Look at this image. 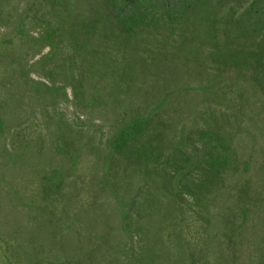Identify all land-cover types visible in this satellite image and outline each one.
I'll list each match as a JSON object with an SVG mask.
<instances>
[{
    "label": "rangeland",
    "instance_id": "374dc122",
    "mask_svg": "<svg viewBox=\"0 0 264 264\" xmlns=\"http://www.w3.org/2000/svg\"><path fill=\"white\" fill-rule=\"evenodd\" d=\"M108 12L0 0V264H264V0L132 36Z\"/></svg>",
    "mask_w": 264,
    "mask_h": 264
},
{
    "label": "trees",
    "instance_id": "16d2710c",
    "mask_svg": "<svg viewBox=\"0 0 264 264\" xmlns=\"http://www.w3.org/2000/svg\"><path fill=\"white\" fill-rule=\"evenodd\" d=\"M109 7L108 20L114 23L122 33L132 36L138 32L157 28L164 24H174L186 19L189 14L202 12L209 0H105ZM253 3L246 14L241 17L238 25L244 33L257 31L261 26L256 24L262 16L256 13ZM256 21V22H254ZM257 56L256 51H250ZM258 60L263 61L261 58ZM144 122L134 119L122 126L114 139V145L121 147L134 142L141 132ZM209 136V134L204 133ZM208 165L212 169H219L222 164L220 158L214 154L208 155ZM223 165V164H222ZM58 179V178H53ZM59 183V179H58ZM57 183V184H58Z\"/></svg>",
    "mask_w": 264,
    "mask_h": 264
}]
</instances>
